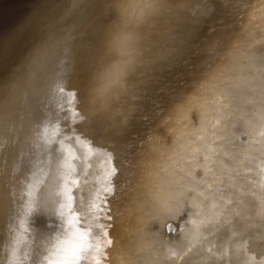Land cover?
Returning a JSON list of instances; mask_svg holds the SVG:
<instances>
[{"label": "bare ground", "instance_id": "6f19581e", "mask_svg": "<svg viewBox=\"0 0 264 264\" xmlns=\"http://www.w3.org/2000/svg\"><path fill=\"white\" fill-rule=\"evenodd\" d=\"M47 264H264V0L203 1Z\"/></svg>", "mask_w": 264, "mask_h": 264}, {"label": "water", "instance_id": "95a60500", "mask_svg": "<svg viewBox=\"0 0 264 264\" xmlns=\"http://www.w3.org/2000/svg\"><path fill=\"white\" fill-rule=\"evenodd\" d=\"M203 1L0 0V264H47Z\"/></svg>", "mask_w": 264, "mask_h": 264}]
</instances>
